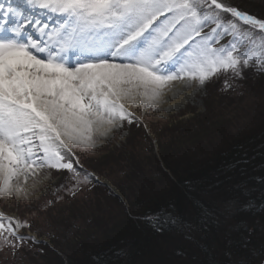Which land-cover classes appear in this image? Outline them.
<instances>
[{"label": "snow or ice", "instance_id": "6c2138e0", "mask_svg": "<svg viewBox=\"0 0 264 264\" xmlns=\"http://www.w3.org/2000/svg\"><path fill=\"white\" fill-rule=\"evenodd\" d=\"M247 68L264 72V17L225 0L0 3V198L31 200L53 171L68 174L56 191L75 196L99 181L78 153L139 124L135 109L157 111L169 94L220 75L234 88ZM252 179L230 194L208 191L212 204L195 223L171 209L145 219L156 233L176 228L194 244L176 251L183 264H264V175ZM46 247L33 221L0 212V251L24 258L21 249ZM128 255L119 248L93 260L128 264Z\"/></svg>", "mask_w": 264, "mask_h": 264}, {"label": "rangeland", "instance_id": "374dc122", "mask_svg": "<svg viewBox=\"0 0 264 264\" xmlns=\"http://www.w3.org/2000/svg\"><path fill=\"white\" fill-rule=\"evenodd\" d=\"M225 2L258 18L264 17V0ZM229 39L221 43L227 44ZM262 74L247 68L245 78L237 81L234 88H225L224 75L204 86L194 84L184 91L189 93L186 104L172 113L163 109L165 104L157 111L148 110L147 114L135 109L139 124L126 123L120 134L99 145L95 152L78 153L84 169L94 172L102 183L94 179L75 196L66 190L56 191L67 183L68 174L53 171L49 183L40 185L31 200L17 203L14 199L0 198V212L33 221L39 238L51 245L43 252L21 249L24 258L5 249L0 251V264H69L53 247L56 243L70 261L79 264L83 256L99 248L98 243L107 247L106 232L130 216L136 220L148 198L171 188V175L162 172L165 160L182 174L186 163L206 162L241 138L264 130ZM121 190L126 191L129 202ZM54 193L63 199L56 200ZM48 200L55 202L45 208ZM170 246L167 240H161L159 250L139 259L140 264H166V259L181 264L178 257L169 255Z\"/></svg>", "mask_w": 264, "mask_h": 264}, {"label": "trees", "instance_id": "16d2710c", "mask_svg": "<svg viewBox=\"0 0 264 264\" xmlns=\"http://www.w3.org/2000/svg\"><path fill=\"white\" fill-rule=\"evenodd\" d=\"M262 73L260 79L264 80V72ZM241 139L243 140H239L237 144L232 145L206 162L201 163L198 161L197 165L194 163L187 165L186 163L182 174H179L165 160L163 162L165 170L162 169V172L165 176L171 175V188L155 194L154 198H148L149 201L144 205L146 207L143 208V211L140 210V213L137 211L139 216L136 220L130 216L122 223H116L117 225H114L109 232H106L105 244L107 247L103 248V244L101 242L98 243L96 246L99 248L93 254L90 253L91 255L89 256H83L82 263L79 264H94L93 257L95 254L100 253L108 257L114 249L119 248L128 250V264H140L139 259L148 257L157 252V249L159 250L163 239L171 244L170 248H172V251L169 255L172 258H177L175 256L177 250L187 249L191 251L194 248V244L185 240L181 231L173 228L166 234L161 235L152 229L145 217L161 213L164 209H171L183 220L195 223L198 220L201 208H208L212 204V201L205 195L208 191L229 192L230 194L233 186L241 180H247L249 185H255V180L252 178L264 175V130L260 134L256 133ZM241 145L243 147H240ZM245 156L248 158L246 161L240 160L241 157ZM238 160L240 162L237 164ZM229 165L236 166L229 168ZM186 182H190L191 191L188 190ZM214 185L216 187H213ZM121 192L125 200L129 202L126 191L121 190ZM258 193L259 187L257 186L254 194ZM171 235H173V238H170ZM200 243L206 245L208 238H200ZM53 245L58 253H61L65 262L74 264L73 260L70 261L67 253L59 250L57 243L56 246L55 244ZM165 262L176 264V261L174 262L170 259H166ZM181 264H183V261Z\"/></svg>", "mask_w": 264, "mask_h": 264}, {"label": "bare ground", "instance_id": "6f19581e", "mask_svg": "<svg viewBox=\"0 0 264 264\" xmlns=\"http://www.w3.org/2000/svg\"><path fill=\"white\" fill-rule=\"evenodd\" d=\"M9 2V0H8ZM74 63V61H72ZM194 87V85H193ZM186 89H183L181 91H178L176 95H172V94H169L168 97H166L167 99V103L165 104V106L163 107V109L165 108V111H168L170 113L172 112H175L176 109L181 106V104H186V98L188 96V92H184ZM31 183V181H30ZM49 183L48 180H46L44 183H43V186L47 185Z\"/></svg>", "mask_w": 264, "mask_h": 264}]
</instances>
